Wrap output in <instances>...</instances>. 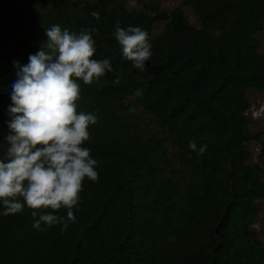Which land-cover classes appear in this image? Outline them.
I'll return each instance as SVG.
<instances>
[{
  "label": "trees",
  "instance_id": "trees-1",
  "mask_svg": "<svg viewBox=\"0 0 264 264\" xmlns=\"http://www.w3.org/2000/svg\"><path fill=\"white\" fill-rule=\"evenodd\" d=\"M180 1L198 28L156 1L140 2L144 12L126 0H0V159L14 62L26 65L45 47L46 29L90 31L93 58L113 69L91 85L78 81L77 111L98 118L83 145L98 161V181L85 178L75 222L38 231L26 206L4 216L0 204V264H264L253 227L264 198V141L246 115L247 92L264 90L256 38L264 0ZM117 21L148 32L143 71L123 58ZM155 23H164L156 34ZM193 141L207 145L203 155ZM254 141L259 162L250 163Z\"/></svg>",
  "mask_w": 264,
  "mask_h": 264
},
{
  "label": "clouds",
  "instance_id": "clouds-1",
  "mask_svg": "<svg viewBox=\"0 0 264 264\" xmlns=\"http://www.w3.org/2000/svg\"><path fill=\"white\" fill-rule=\"evenodd\" d=\"M91 15L100 19L96 11ZM116 24L114 36L123 58L143 71L152 56L148 32ZM46 35L45 47L29 55L26 65L14 62L17 78L10 85L8 147L0 159V204L4 216L22 213L26 206L38 231L42 224L62 225L64 231L75 222L85 178L98 181V161L83 146L90 138L89 126L98 118L77 111L78 81L91 85L113 69L109 59L93 58L96 47L90 31L77 34L57 24L46 29ZM189 146L198 155L207 148H197L194 141ZM62 208L66 217L54 214Z\"/></svg>",
  "mask_w": 264,
  "mask_h": 264
},
{
  "label": "rangeland",
  "instance_id": "rangeland-1",
  "mask_svg": "<svg viewBox=\"0 0 264 264\" xmlns=\"http://www.w3.org/2000/svg\"><path fill=\"white\" fill-rule=\"evenodd\" d=\"M158 2L160 4L161 10L166 12L171 11L172 9L179 8L183 11L189 23L198 28V22L192 12V10L186 6H184L180 0H126L127 8L134 10H142L140 2ZM145 12V10H142ZM164 26V23H155L153 27V33H159ZM256 38L259 40L261 44L260 53L264 55V29L256 34ZM246 99L250 103V109L246 113V115L251 119L250 131L253 134L259 135L260 139L264 141V90L262 92H258L255 90H250L246 94ZM144 122H150L149 120H144ZM151 131L155 132L156 127L154 125H150ZM248 147L251 152V160L250 163L259 162V152L260 145L257 142H250ZM169 153H171V149L169 146L167 147ZM262 182L264 183V176L262 177ZM260 204V213L255 221L254 229L256 230L259 238L264 244V198L259 201Z\"/></svg>",
  "mask_w": 264,
  "mask_h": 264
}]
</instances>
